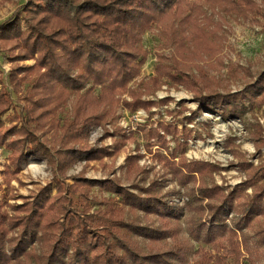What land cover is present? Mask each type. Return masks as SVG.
<instances>
[{
	"label": "trees",
	"instance_id": "obj_1",
	"mask_svg": "<svg viewBox=\"0 0 264 264\" xmlns=\"http://www.w3.org/2000/svg\"><path fill=\"white\" fill-rule=\"evenodd\" d=\"M204 5L257 24L264 17V0H26L0 24V41L14 52L9 82L24 103L17 109L12 94L0 90V146L10 152L5 183L10 187L32 157L45 160L52 172L34 196L0 204V264H184L192 251L182 235L186 209L191 239L210 246L194 252V264H255L264 256V162L255 165L237 149L230 152L246 179L227 192L203 180L212 164L179 153L184 143L169 155L147 147L181 185L192 186L185 208L173 200L174 191L163 192L166 179L141 185L147 173L141 154L127 158L124 179L69 176L78 162L113 156L134 137L117 128L116 148L96 149L89 145L93 128L119 108L150 112L165 105L168 99H145L164 84L193 94L197 109L188 121L203 113L228 120L241 117L247 104L264 106V69L230 66L243 88L222 91L212 72L224 68L227 22L220 16L215 21ZM154 29L172 51L158 56L154 75L135 88L149 55L143 38ZM31 60L33 65L23 64ZM69 105V116L60 119ZM11 109L7 126L3 118ZM160 130L144 131L164 150L167 136H191L176 125L160 124ZM250 135L261 154L264 131ZM95 188L112 196L101 201L104 211L92 210Z\"/></svg>",
	"mask_w": 264,
	"mask_h": 264
},
{
	"label": "rangeland",
	"instance_id": "obj_2",
	"mask_svg": "<svg viewBox=\"0 0 264 264\" xmlns=\"http://www.w3.org/2000/svg\"><path fill=\"white\" fill-rule=\"evenodd\" d=\"M25 2L26 0H0V24L14 16ZM203 10L208 15L212 14L215 21L220 16L227 22L223 32L227 37L224 48L226 58L224 68L220 71L216 70L212 74L220 82L222 91L241 90L243 80L234 78L229 67L238 64L249 67L253 71L264 69V17H260V24H257L251 19H243L235 14H225L215 5H204ZM167 41L166 38L160 36L158 29H154L144 36L143 46L149 55L141 76L132 83L133 87L142 89L148 78L154 75L158 56L168 55L172 51ZM12 57H14V52L10 50V45L0 41V90L5 89L10 92L15 107L19 109L24 103L13 92L9 82L10 72L14 68L10 60ZM23 64L33 65L34 61H26ZM123 98L130 100L127 95H124ZM145 99L155 102L164 99L169 101L165 105L153 107L150 112L139 109L132 113L119 108L113 114L114 116L108 117L102 126L91 130L89 145L96 149L106 147L114 150L119 136L112 135L117 128H123L127 135L134 132V137L120 145V150L113 156L100 161L78 162L69 172V176L74 177L79 173H84L87 179L105 180L114 177L124 179L127 158L141 154L144 157L139 164L147 169L141 185L146 187L155 179H166L167 186L163 192L174 191L173 200L177 205L185 208L187 195L192 186L181 185L162 163L153 158V154L147 150L148 146L152 152L169 155L174 151L178 142L184 143L179 153L184 152L190 162L200 161L212 164L213 169L203 176V180L209 185L217 184L227 192L237 188L246 179L245 174L237 166L238 160L231 154V149L239 150L247 160L255 165L264 162V149L261 154H258L250 135V132H255L258 129L264 131V106L251 108L247 104L248 109L241 117L228 120H223L218 114L203 113L193 121H188L187 117L197 109V105L193 100V94L185 89L167 83L154 95L145 96ZM70 110L71 105L59 114L60 119L69 116ZM12 114L13 109L3 118L8 121L7 126ZM160 124L176 125L179 130L186 128L190 131V139L184 137L185 132L180 133L178 138L167 136V150H164L158 138L147 139L144 131L160 130ZM107 133L109 134L107 135ZM160 133L163 134L162 130ZM9 156L10 152L0 146V204L6 200H10L13 204L22 203L23 198L34 196L40 186H45L52 180V172L46 161L32 157L23 165L22 172L11 181V186L8 187L2 173L9 164ZM250 192L249 190L248 193ZM91 195L94 198L91 202L92 210L104 211L106 206L101 204V201L112 198L109 193L102 192L98 188L93 189ZM185 212V217L181 220L182 235L190 241L192 251L184 264H194L197 259L194 252L200 246L205 248H210V246L204 241L196 242L191 239L188 232L190 212L187 209ZM142 217L140 214V218ZM255 262V264H264V256L255 258Z\"/></svg>",
	"mask_w": 264,
	"mask_h": 264
}]
</instances>
